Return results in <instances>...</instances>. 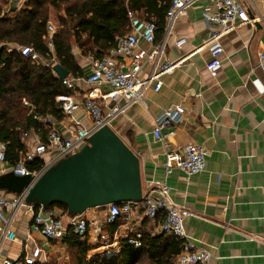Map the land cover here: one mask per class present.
<instances>
[{
  "label": "crops",
  "instance_id": "crops-1",
  "mask_svg": "<svg viewBox=\"0 0 264 264\" xmlns=\"http://www.w3.org/2000/svg\"><path fill=\"white\" fill-rule=\"evenodd\" d=\"M239 1L246 6L251 22L236 21V27L222 37V68L216 77L206 67L211 60L204 45L211 29L205 21L206 0H199L180 16L169 35L164 33L160 42L165 40V55L158 67L164 72L162 86L157 92L153 87L145 90L144 103L125 107L126 99L114 93L111 86L88 84L92 60L82 56L76 45L73 54L83 74L80 78L68 77L73 84L70 94L76 101L92 98L104 113L114 106L125 107L110 127L139 158L143 194L157 197L151 183L164 182L169 187L170 200L192 213L185 220L186 233L198 249L211 254L208 264H264V74L259 68V55L264 52V0ZM25 2L10 0L3 5L2 16H16ZM51 21L56 24L52 10L48 25L54 27ZM180 39L184 44L178 46ZM140 45L149 48L145 42ZM151 68L144 65L141 80L148 77ZM176 105L185 107L184 118L171 127L173 135L156 140L153 130L157 117ZM75 117L85 127L92 126L82 108L75 111ZM187 144L208 151L205 170L193 176L179 170L167 175L166 153ZM9 165L0 161V176ZM140 207L128 221L118 220L112 236L116 241L139 230L160 233L162 216L154 222L147 220ZM56 209L66 217L63 210ZM37 212L24 207L14 213L4 212L15 240H4L0 233V263L7 258L21 260L36 246L44 253L40 263L56 259L58 254L63 258L66 248L62 241L27 237ZM106 213V209L93 208L83 216L103 223ZM107 227L104 230L112 238ZM84 241L91 244L90 238Z\"/></svg>",
  "mask_w": 264,
  "mask_h": 264
},
{
  "label": "built area",
  "instance_id": "built-area-1",
  "mask_svg": "<svg viewBox=\"0 0 264 264\" xmlns=\"http://www.w3.org/2000/svg\"><path fill=\"white\" fill-rule=\"evenodd\" d=\"M199 0H170V7L165 16L164 33L169 35L175 21L185 12L194 6ZM204 6L205 21L210 29V34L205 42L211 55V60L207 64V71L211 76L216 77L222 68L223 46L222 37L236 27V21L242 24L251 22L248 17L244 3L239 0H206ZM130 31L117 38L116 45L108 54L95 60L92 57L91 74L86 78L88 84L105 83L126 99L127 107L130 104L144 103L142 96L145 90L153 87L155 92L159 91L162 82L160 77L164 74L159 71V63L165 55V40L157 43L155 35L157 26L154 21L138 17L132 12L128 13ZM48 38L47 47L53 53V35L56 33L52 25L47 26ZM145 42L149 48H142L140 43ZM184 44V40L177 42L178 46ZM20 53L32 61L39 62L43 59L31 47H21ZM45 63V62H44ZM145 64H149L151 72L144 80L140 79V74ZM126 67L127 70H123ZM259 68L264 74V52L259 55ZM62 83L70 90L73 89L72 81L68 78ZM256 85L258 81L253 82ZM264 89V88H263ZM59 103L63 119L58 121L52 117H37L36 121L45 130L42 137L39 130L32 128L22 135V141L26 145L25 156L15 165H9L5 173L12 172L16 176L31 175L38 177L50 166L56 165L61 160L72 156L89 144L90 137L108 125L121 113L125 107L114 106L108 113H104L101 105L92 98H86L83 102L76 101L72 96H61L56 99ZM83 109L92 122V126L85 127L80 119L75 117V111ZM186 114V109L182 105L162 110L156 119L153 136L156 140L164 141L168 136L173 135L171 127L182 121ZM167 130V131H166ZM208 151L197 144H187L181 148L171 150L166 153L164 162L165 173L171 174L173 170H179L186 176H193L205 170ZM40 160L43 163L41 171H30L28 163ZM0 161H6V147L0 144ZM153 193L144 195L141 202H123L107 206V213L103 223L88 221L83 215L66 217L59 214L57 209L44 210L38 206V212L34 214L27 237L40 236L45 240L61 241L72 229L82 240L90 238L91 244L100 245V248L107 249L109 238L104 230L107 225L113 224L120 218L128 221L135 213V209L141 205L144 218L152 222L159 216L163 220L160 225V232L173 235L181 242V252L177 257L176 264H208L212 258L207 250L198 249L185 229V220L192 213L174 204L170 200L169 187L164 182L149 184ZM26 195H12L8 198L0 191V233L4 240H15V234L8 227V221L4 217L5 211L14 213L19 208L28 210L37 209L36 206L27 204ZM131 245L136 248L141 246V235L134 231L132 235L127 234ZM44 255L40 246L33 247L30 253L25 254L21 260L4 259L0 264H39Z\"/></svg>",
  "mask_w": 264,
  "mask_h": 264
},
{
  "label": "trees",
  "instance_id": "trees-1",
  "mask_svg": "<svg viewBox=\"0 0 264 264\" xmlns=\"http://www.w3.org/2000/svg\"><path fill=\"white\" fill-rule=\"evenodd\" d=\"M0 2V144L5 145L6 161L11 165L17 164L27 152L22 141L24 132L35 128L44 137L45 130L35 116L63 119L56 99L71 96V90L62 83L53 67L60 64L72 77H82L83 70L76 62L73 45L79 48L82 56L95 60L104 58L115 47L117 38L130 31L129 12L155 22L159 34L155 39L159 43L170 7V0H26L25 7L16 16L4 17L3 5L10 0ZM51 10L55 12L58 28L52 37L53 53L46 43ZM21 47L33 48L45 63L24 57ZM27 167L39 172L43 163L35 160ZM54 208L68 213L64 205H54L50 209ZM117 225L118 220L108 225L111 237ZM136 232L141 235L139 248L131 245L127 238L118 241L109 238L106 254L110 256L90 255L100 245L80 239L72 229L61 241L74 264H176L181 252L178 239L164 232Z\"/></svg>",
  "mask_w": 264,
  "mask_h": 264
},
{
  "label": "water",
  "instance_id": "water-1",
  "mask_svg": "<svg viewBox=\"0 0 264 264\" xmlns=\"http://www.w3.org/2000/svg\"><path fill=\"white\" fill-rule=\"evenodd\" d=\"M53 70L61 80L69 77L60 64H55ZM0 191L25 194L27 204L45 211L64 205L70 217L93 208L143 200L139 158L108 125L95 132L80 151L36 178L12 172L1 175Z\"/></svg>",
  "mask_w": 264,
  "mask_h": 264
},
{
  "label": "rangeland",
  "instance_id": "rangeland-1",
  "mask_svg": "<svg viewBox=\"0 0 264 264\" xmlns=\"http://www.w3.org/2000/svg\"><path fill=\"white\" fill-rule=\"evenodd\" d=\"M52 24L55 25L54 26L55 27L54 29H55V31H57L58 30L57 25L54 22H52ZM107 249L99 248L97 250H94V251L90 252V255H93V254H103V255H106L107 256V254H106V250ZM60 255L61 254H58V258H56V259L51 258L50 260H48V262H50V264H74L73 258L67 252V250H66L63 258H61Z\"/></svg>",
  "mask_w": 264,
  "mask_h": 264
}]
</instances>
